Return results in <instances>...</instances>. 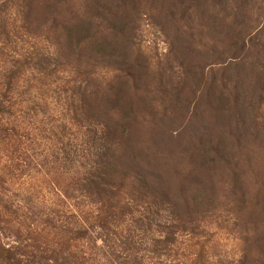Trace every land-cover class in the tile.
<instances>
[{
    "label": "trees",
    "instance_id": "16d2710c",
    "mask_svg": "<svg viewBox=\"0 0 264 264\" xmlns=\"http://www.w3.org/2000/svg\"><path fill=\"white\" fill-rule=\"evenodd\" d=\"M87 8L0 0V264H196L211 251L199 203L170 194L125 147L133 117L96 100L107 71L83 39L103 30Z\"/></svg>",
    "mask_w": 264,
    "mask_h": 264
},
{
    "label": "rangeland",
    "instance_id": "374dc122",
    "mask_svg": "<svg viewBox=\"0 0 264 264\" xmlns=\"http://www.w3.org/2000/svg\"><path fill=\"white\" fill-rule=\"evenodd\" d=\"M70 3L102 23L84 46L107 71L96 100L133 117L125 147L199 203L211 251L189 258L264 264V0ZM47 137L38 146L53 152Z\"/></svg>",
    "mask_w": 264,
    "mask_h": 264
}]
</instances>
